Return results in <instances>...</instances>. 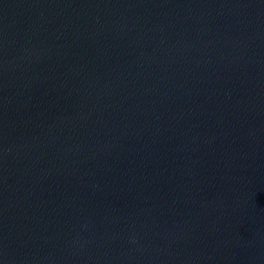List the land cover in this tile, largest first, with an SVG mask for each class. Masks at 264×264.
<instances>
[{
    "label": "water",
    "instance_id": "obj_1",
    "mask_svg": "<svg viewBox=\"0 0 264 264\" xmlns=\"http://www.w3.org/2000/svg\"><path fill=\"white\" fill-rule=\"evenodd\" d=\"M0 264H264V0H0Z\"/></svg>",
    "mask_w": 264,
    "mask_h": 264
}]
</instances>
